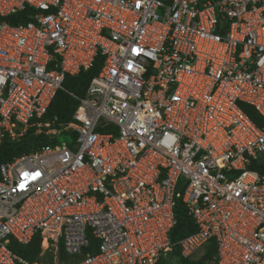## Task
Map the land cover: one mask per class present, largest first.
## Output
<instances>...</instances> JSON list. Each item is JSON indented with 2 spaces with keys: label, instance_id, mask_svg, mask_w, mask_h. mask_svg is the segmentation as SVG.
Returning a JSON list of instances; mask_svg holds the SVG:
<instances>
[{
  "label": "built area",
  "instance_id": "built-area-1",
  "mask_svg": "<svg viewBox=\"0 0 264 264\" xmlns=\"http://www.w3.org/2000/svg\"><path fill=\"white\" fill-rule=\"evenodd\" d=\"M0 144L59 91L63 131L0 166V264H156L214 241L211 264H264V0H0ZM102 66L80 98L63 88ZM50 124L39 126L44 132ZM56 136L60 131L47 130ZM181 200L196 232L170 241ZM41 238L40 261L11 243Z\"/></svg>",
  "mask_w": 264,
  "mask_h": 264
},
{
  "label": "trees",
  "instance_id": "trees-1",
  "mask_svg": "<svg viewBox=\"0 0 264 264\" xmlns=\"http://www.w3.org/2000/svg\"><path fill=\"white\" fill-rule=\"evenodd\" d=\"M30 13H32L31 10L26 9L8 17H0V22L4 21L11 26L26 24L31 20ZM101 66L102 63L97 60L90 70L81 72L75 77L65 76L63 88L77 97H84L91 79L97 76ZM78 105L79 103L76 99L68 95L65 91H59L43 117L32 120L28 125L26 133L20 139L11 141L6 138L2 141L0 144V166L12 162L15 158L29 155L44 146L57 145V140L54 137L51 138V136H47L44 132L38 131L39 126L50 124L51 129H60L63 126L71 124L73 122L72 116ZM241 108L257 126L261 127L264 125V120L253 107L241 104ZM174 216L176 224L170 232V241L176 244L180 239L196 232V226L192 218L188 215L187 208L181 200H175ZM175 240L177 241L174 242ZM40 242L41 238L36 236L28 245H19V248L16 249L17 251H14V254L23 261L35 263L40 260ZM175 246L177 247L176 251L178 255L183 260H186L180 255L179 247L177 245ZM205 246L206 251L196 264H211L214 255L217 253V246L214 241H210ZM78 259L76 257H67L63 251V247H60L59 264H72L77 262ZM169 262L165 257H161L156 264H169Z\"/></svg>",
  "mask_w": 264,
  "mask_h": 264
},
{
  "label": "rangeland",
  "instance_id": "rangeland-1",
  "mask_svg": "<svg viewBox=\"0 0 264 264\" xmlns=\"http://www.w3.org/2000/svg\"><path fill=\"white\" fill-rule=\"evenodd\" d=\"M242 109V108H241ZM59 134H57L54 138L57 140L58 145L67 144L68 147L72 150L75 149V143L73 141V134L71 132H65L61 128ZM175 240L174 242H176ZM19 248V245L16 243H11L10 250L14 253V251H17L16 249ZM177 247L175 246L173 248L172 253H167L165 258L168 260L169 264H196L197 261L200 260L202 255L206 251V246L203 245L202 247H199L188 259L183 260L176 251ZM176 252V253H175ZM174 254V255H172ZM17 256V255H16ZM164 258V257H163Z\"/></svg>",
  "mask_w": 264,
  "mask_h": 264
},
{
  "label": "crops",
  "instance_id": "crops-1",
  "mask_svg": "<svg viewBox=\"0 0 264 264\" xmlns=\"http://www.w3.org/2000/svg\"><path fill=\"white\" fill-rule=\"evenodd\" d=\"M47 130H51V128L49 127L48 129H45L44 130V133L47 135V133L46 132H48ZM52 130H56V131H60V130H58V129H52ZM66 132V131H65ZM72 133V132H71ZM59 134V133H58ZM73 134V133H72ZM47 136H51V138L52 137H55V136H53V135H51V134H48ZM40 259V258H39ZM40 261V260H39ZM38 262V261H37ZM60 263V262H59Z\"/></svg>",
  "mask_w": 264,
  "mask_h": 264
},
{
  "label": "water",
  "instance_id": "water-1",
  "mask_svg": "<svg viewBox=\"0 0 264 264\" xmlns=\"http://www.w3.org/2000/svg\"><path fill=\"white\" fill-rule=\"evenodd\" d=\"M205 260V259H204Z\"/></svg>",
  "mask_w": 264,
  "mask_h": 264
}]
</instances>
